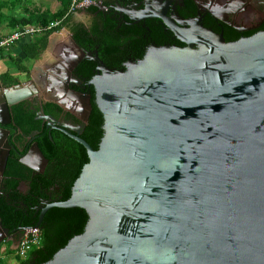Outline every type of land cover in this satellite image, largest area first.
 I'll return each mask as SVG.
<instances>
[{
    "label": "water",
    "instance_id": "obj_1",
    "mask_svg": "<svg viewBox=\"0 0 264 264\" xmlns=\"http://www.w3.org/2000/svg\"><path fill=\"white\" fill-rule=\"evenodd\" d=\"M197 45L154 48L126 71L99 68V149L76 138L89 163L70 199L27 230L56 207L82 208L89 221L44 264H264V31L227 42L203 29ZM34 93L0 82V125ZM32 154L48 162L38 144ZM0 234L1 246L11 234L1 217Z\"/></svg>",
    "mask_w": 264,
    "mask_h": 264
},
{
    "label": "flooded vegetation",
    "instance_id": "obj_2",
    "mask_svg": "<svg viewBox=\"0 0 264 264\" xmlns=\"http://www.w3.org/2000/svg\"><path fill=\"white\" fill-rule=\"evenodd\" d=\"M107 1L105 11L99 10L95 15L85 11L89 22L74 20L88 30L99 29L97 37L91 35L87 38L92 43H78L68 29L69 41L49 44L54 47V59L45 68L36 71L34 67L35 74L32 71L30 78L18 84L8 85L0 80L5 88L23 83L35 89L31 97L10 107V122L0 125L4 130L2 133H7L10 145L0 198H10L5 191V182L16 179L21 180L19 192L25 199H31L33 183L39 182L42 187L53 184L51 191L43 189L48 196L42 198L37 210L59 202L61 197L55 193L71 180L74 170L84 161L82 147H85L76 138L86 142L90 138L89 124L93 103H96L95 88L90 83L99 68L126 71L154 48L193 46L197 49V39L203 29L223 36L227 42L264 31V0ZM89 69L93 71L91 78L85 75ZM48 141L54 152L53 160L42 149ZM35 144L39 145L47 163L33 156ZM31 196L36 198L35 194ZM19 202L21 204L16 203V206L25 207L23 201ZM5 228L11 234L1 243L0 249L6 245L18 246L28 229L22 226Z\"/></svg>",
    "mask_w": 264,
    "mask_h": 264
},
{
    "label": "trees",
    "instance_id": "obj_3",
    "mask_svg": "<svg viewBox=\"0 0 264 264\" xmlns=\"http://www.w3.org/2000/svg\"><path fill=\"white\" fill-rule=\"evenodd\" d=\"M108 4V1L106 0ZM3 3H0V11L3 7ZM62 10H58L55 15L51 14H38L29 18L17 19L11 18L13 25L16 27L14 30L18 29L21 25H38L46 27L54 21H62L61 25L56 29L48 31L45 35L34 37L30 40H22L18 44H21V52L23 56L30 62L34 63L37 61L40 56L47 50L49 46L50 36L59 32L64 28L70 29L73 33L75 39L80 44L92 43L91 40H87L89 36H98L99 29L92 28L88 30L83 24H76L73 20V15L67 16L70 9V1L63 0ZM99 10L97 8H90L86 10L88 14L95 15ZM3 14L0 12V18ZM92 39V37L90 38ZM16 44L15 47L18 45ZM113 45V43H112ZM14 47V48H15ZM17 70L19 73L25 75V78H30L32 73V67L28 65H23L22 63H16ZM88 78H91L93 71L89 69L88 72H85ZM0 80L10 84H18L21 82V79L15 75H12L9 72L0 75ZM51 107V106H49ZM104 118L103 114L99 110L97 104L93 103V111L91 115V120L89 124V136L88 143L95 149L98 150L100 145H97V142L102 141L104 137ZM42 149L45 152L46 156L53 160L54 152L51 147L50 142L46 146L42 145ZM82 153L84 156V161L80 166H78L73 173L71 180L61 186V190L57 194L61 199L59 201H67L72 195V188L79 178L82 170L86 164L89 163V156L85 148L82 147ZM21 180L11 181L8 179V182H5V191L10 195L9 199H6V196L0 198V217L3 221L5 227L14 229L16 227H25L31 228L36 227L40 221V214L42 210H37L36 207L43 201L42 198H46L48 193H44L51 187L53 184H45L43 187L39 182L32 184L31 194H35L36 198H33L30 194L31 199L23 198L22 194L19 192V185ZM25 203V207L16 206L21 204L19 201ZM17 203V204H16ZM89 215L86 210L82 208H52L50 209L44 218V221L41 225V230L43 234V244L39 249L34 250L26 259L21 258L20 264H44L50 261L54 255L64 248L69 241L75 236L81 235L88 224ZM12 251H10L11 253ZM14 252V251H13ZM20 258L19 256H17Z\"/></svg>",
    "mask_w": 264,
    "mask_h": 264
},
{
    "label": "rangeland",
    "instance_id": "obj_4",
    "mask_svg": "<svg viewBox=\"0 0 264 264\" xmlns=\"http://www.w3.org/2000/svg\"><path fill=\"white\" fill-rule=\"evenodd\" d=\"M0 3H3L1 13L3 14L0 18V22L7 24L8 30L12 31L16 27L13 25L11 18L23 19L29 18L35 15L40 14H51L55 15L58 12L57 0H0ZM73 20L78 22H89V15L86 12H80L73 16ZM63 30V29H62ZM59 31L55 33H60V36H63L65 41L70 40V34L65 28L64 31ZM7 66L9 67L10 73H14L16 70V63H22L23 65H28L32 67V71L35 72L40 68H45L46 64L53 59V51L50 47L40 56V58L34 63H30L22 54L21 50L19 53H14L9 51L6 55ZM36 71H35V69ZM14 75V74H12ZM18 77V76H17ZM21 80H25V75H19ZM5 247V246H4ZM3 247V248H4ZM0 264H20L21 258H18L15 255V252H1L0 254Z\"/></svg>",
    "mask_w": 264,
    "mask_h": 264
},
{
    "label": "built area",
    "instance_id": "obj_5",
    "mask_svg": "<svg viewBox=\"0 0 264 264\" xmlns=\"http://www.w3.org/2000/svg\"><path fill=\"white\" fill-rule=\"evenodd\" d=\"M70 9L67 16L75 15L80 12H85L90 8H97L100 11L108 9L106 0H69ZM62 21H54L48 26L38 25H21L13 33L5 36L0 40V50L14 49L15 45L22 40H30L37 36L45 35L48 31L56 29L61 25ZM32 234H29L28 230L25 231L19 245L16 248V255L22 259H26L31 252L42 247L43 234L41 228L30 229Z\"/></svg>",
    "mask_w": 264,
    "mask_h": 264
},
{
    "label": "crops",
    "instance_id": "obj_6",
    "mask_svg": "<svg viewBox=\"0 0 264 264\" xmlns=\"http://www.w3.org/2000/svg\"><path fill=\"white\" fill-rule=\"evenodd\" d=\"M57 1H58L57 9L58 10H62V8L64 6L63 5V0H57ZM64 30H65V28L62 31H64ZM14 31H15L14 29L12 31H9L8 30V27H7V24L0 22V40L3 39L5 36L13 33ZM67 32H68V29H67ZM63 36H64V34L62 36H60V35H57V33H53L50 36V39H51L52 42L53 41H56L57 44H62V43L65 42V39L63 38ZM48 47H50L52 49V51H53V59H54V52H55L54 51V47L53 46H48ZM20 50H21V44H18L14 49H11V50H8V51L7 50H0V75L5 74L6 72H9V73L11 72L9 70V67L7 66V62L5 63V61H6L5 58H6L7 53L9 51H12L14 53H19ZM11 74H14L15 76H18V77H19V75H22L21 73H19V71L17 70V68L14 71V73H11ZM3 247L0 249V254H1V252H10V251L13 252L14 251L15 252V255H16V248H17V246H9V245H6L4 248Z\"/></svg>",
    "mask_w": 264,
    "mask_h": 264
}]
</instances>
